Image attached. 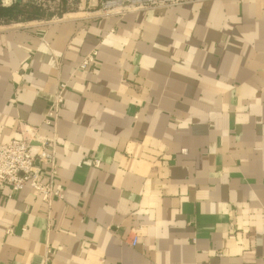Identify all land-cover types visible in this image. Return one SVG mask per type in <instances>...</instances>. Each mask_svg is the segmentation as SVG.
I'll list each match as a JSON object with an SVG mask.
<instances>
[{
  "label": "crops",
  "instance_id": "obj_1",
  "mask_svg": "<svg viewBox=\"0 0 264 264\" xmlns=\"http://www.w3.org/2000/svg\"><path fill=\"white\" fill-rule=\"evenodd\" d=\"M36 23L0 31V143L65 83L64 199L0 190V264H264V0Z\"/></svg>",
  "mask_w": 264,
  "mask_h": 264
},
{
  "label": "built area",
  "instance_id": "obj_2",
  "mask_svg": "<svg viewBox=\"0 0 264 264\" xmlns=\"http://www.w3.org/2000/svg\"><path fill=\"white\" fill-rule=\"evenodd\" d=\"M76 1L85 2V0ZM203 1L206 0H106L101 2L96 10L87 12L83 19L92 18L94 14L121 16L128 12L163 9ZM1 3L3 6H10L13 1L2 0ZM65 17L47 22L37 21L36 24L44 25L66 19H75L74 17ZM11 27L0 26V31ZM97 54V50H92L86 54L78 64L77 69L80 71L91 69L95 64ZM65 90L66 84L57 82L53 99L46 108L42 124L50 129V136L41 135L35 128L24 125L21 126L19 139L0 143V190L8 187L12 193H18L28 188L35 197H38L48 207L55 201H63L64 192L57 182L56 149L59 140L56 129ZM91 165L98 168L100 161L93 159ZM6 198L10 199L11 195ZM126 243L130 247H135L138 244V237L129 235ZM50 253L51 250L47 248L44 261H47ZM216 255L221 257L222 253L217 252Z\"/></svg>",
  "mask_w": 264,
  "mask_h": 264
},
{
  "label": "trees",
  "instance_id": "obj_3",
  "mask_svg": "<svg viewBox=\"0 0 264 264\" xmlns=\"http://www.w3.org/2000/svg\"><path fill=\"white\" fill-rule=\"evenodd\" d=\"M10 6H3L0 0V24L12 25L48 20L53 16L46 6L53 0H12ZM70 8H76L75 0H58L57 15H64Z\"/></svg>",
  "mask_w": 264,
  "mask_h": 264
},
{
  "label": "rangeland",
  "instance_id": "obj_4",
  "mask_svg": "<svg viewBox=\"0 0 264 264\" xmlns=\"http://www.w3.org/2000/svg\"><path fill=\"white\" fill-rule=\"evenodd\" d=\"M104 1H106V0H85L84 3L76 1V8H70L68 10V12H66L63 16L56 14V10H57L56 8L58 5V0L48 1L49 4H47L46 6H48L50 8L49 12L52 11L53 16H51L48 20H44V22L59 19V18H62L64 16H66L65 18H69V17L83 18L86 16L87 12H92V11L96 10L98 5ZM12 25H14V24H12ZM12 25L0 24V26H12Z\"/></svg>",
  "mask_w": 264,
  "mask_h": 264
}]
</instances>
